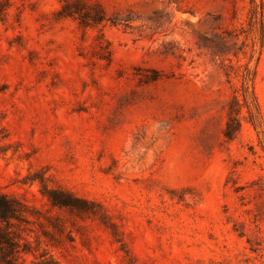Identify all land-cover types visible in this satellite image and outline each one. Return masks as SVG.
I'll return each mask as SVG.
<instances>
[{"label": "rangeland", "instance_id": "rangeland-1", "mask_svg": "<svg viewBox=\"0 0 264 264\" xmlns=\"http://www.w3.org/2000/svg\"><path fill=\"white\" fill-rule=\"evenodd\" d=\"M0 195L12 264H264V0H0Z\"/></svg>", "mask_w": 264, "mask_h": 264}, {"label": "trees", "instance_id": "trees-1", "mask_svg": "<svg viewBox=\"0 0 264 264\" xmlns=\"http://www.w3.org/2000/svg\"><path fill=\"white\" fill-rule=\"evenodd\" d=\"M20 205L19 202L0 195V218L9 219L20 216ZM17 247L16 242L11 237L6 233H0V264H3V261L12 264L15 253L18 251Z\"/></svg>", "mask_w": 264, "mask_h": 264}]
</instances>
